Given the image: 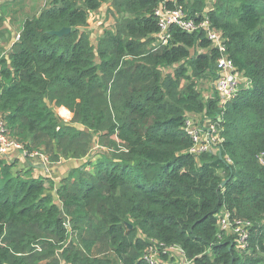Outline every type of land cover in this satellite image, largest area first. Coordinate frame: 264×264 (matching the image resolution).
Masks as SVG:
<instances>
[{"label":"trees","instance_id":"1","mask_svg":"<svg viewBox=\"0 0 264 264\" xmlns=\"http://www.w3.org/2000/svg\"><path fill=\"white\" fill-rule=\"evenodd\" d=\"M163 1L52 0L25 21L9 57L0 52L11 136L53 164L87 159L58 185L0 160V264H113L111 254L149 264L150 250L167 259L174 246L191 264H264V0H217L210 10L179 0L190 17L207 14L252 82L222 106L205 104L194 82L181 89L189 68L195 79L216 72L219 53L203 32L176 27L159 44ZM108 3L114 25L94 46L89 19ZM4 22L0 10V30ZM201 112L222 115L223 158L190 153L186 115ZM224 210L253 223L246 251L220 235Z\"/></svg>","mask_w":264,"mask_h":264},{"label":"built area","instance_id":"2","mask_svg":"<svg viewBox=\"0 0 264 264\" xmlns=\"http://www.w3.org/2000/svg\"><path fill=\"white\" fill-rule=\"evenodd\" d=\"M168 3L173 4L175 7L168 8ZM197 16L199 17V15ZM156 17L161 29L157 35L159 44L168 45L171 39V31L176 27L188 34L203 32L211 43V49H215L219 53V58L216 61V88L220 93H218L220 106L232 99L240 89L251 87V80L244 73L238 71L235 63L228 56L222 32L212 27L206 13H204L203 20L199 21L190 17L184 7L179 4V0H164L163 5L156 10ZM20 37L21 35L17 36V41ZM205 52L208 51L205 50ZM222 121V115L213 118L209 117L206 112L200 114L188 113L186 115L185 128L194 141V146L190 151L191 154L195 156L212 154L223 158L225 137L223 135L224 128L221 125ZM13 151L24 153L27 157L41 155L40 153L28 155L24 146L11 136L5 116L0 114V153L7 154ZM46 159L48 160V158ZM228 162L231 163L230 160ZM218 219L220 235L225 233L228 237H233L232 240L237 250L246 251L249 247L253 223L236 218L234 214L226 210L221 212ZM163 250H177L183 257L188 258L183 249L177 246ZM165 253L167 255V252ZM147 261L149 264H154L151 256L147 257Z\"/></svg>","mask_w":264,"mask_h":264},{"label":"rangeland","instance_id":"3","mask_svg":"<svg viewBox=\"0 0 264 264\" xmlns=\"http://www.w3.org/2000/svg\"><path fill=\"white\" fill-rule=\"evenodd\" d=\"M15 3H17L16 1H21V8L19 9V11L21 10L22 12H15L13 13V16L18 19H26L28 17H32L34 15L35 9L37 4H43L46 7H48V5L50 4V2L52 0H13ZM207 6L208 7H214V4L217 2V0H207ZM107 6H105V4L102 6V8L91 14V17L89 19V26L87 27V32L90 36L91 42L94 46L98 45V42L100 40V38H102L103 34L105 33V31L110 30L113 28L114 25V21L111 18H108L107 16V11L108 8L110 7V4L108 3ZM211 8V9H212ZM30 10V12H28ZM210 10V9H209ZM26 12V13H24ZM24 13V14H21ZM34 17V16H33ZM103 32V34H101ZM21 35V34H19ZM18 42V41H17ZM16 42V43H17ZM14 43L13 46L16 44ZM12 46V48H13ZM12 48L10 50V52H5L4 50H2L3 52H1V57H5L8 58L9 55L12 52ZM209 52V50H207ZM174 69H172V67L169 68H163L162 72L164 75L169 74L171 72H173ZM193 72L192 69L189 68V76H190V80H183L182 82V90H184L186 88V86L189 84H192L193 82L196 84V88L197 91L199 92L202 101L207 104L210 101L213 100H220L219 97V91L216 88V82H217V75L216 72L213 71V73H208L207 75L201 77L200 79H195L193 77ZM243 87V86H241ZM242 90V89H240ZM219 93V94H218ZM55 109V108H54ZM56 111V110H55ZM57 113V112H56ZM203 113V112H201ZM63 114H65V112H63ZM57 113L58 117L61 119V121L63 123H66L67 121L70 122L71 118L67 119V115H63ZM196 114H200V113H196ZM67 120V121H65ZM79 128H81L80 126H78ZM98 145V140L96 139L95 144ZM98 151H102L101 149H99L97 147L94 148V150L92 151V156L93 158L96 159V156L98 154ZM100 157V156H98ZM91 159L93 162L95 161L94 159ZM27 166L22 167V164L18 163L16 166V170L18 171H22L24 169H26ZM88 170H92V167L89 166ZM34 177H38V176H34ZM224 177H226V175L224 174ZM56 200V204L61 206L60 202L58 201V198L56 197V193L55 192H51ZM164 253L167 252V259H163L162 258V254L159 250H150V254L149 256H151V258H153V262L154 264H189L190 262L188 261V258L183 257L177 250L175 251H169V250H163ZM166 254V253H165ZM111 260L113 264H120V262L118 261V259L116 258V256L114 254H111L108 256Z\"/></svg>","mask_w":264,"mask_h":264},{"label":"crops","instance_id":"4","mask_svg":"<svg viewBox=\"0 0 264 264\" xmlns=\"http://www.w3.org/2000/svg\"><path fill=\"white\" fill-rule=\"evenodd\" d=\"M16 2L17 3H15L13 0H0V10L5 20L4 26L0 30L1 32L0 52H3L2 50H4L5 52H10L13 44L17 42V36L21 34L25 21L27 19L33 18V16L34 17L38 16L45 8L43 4L42 5L37 4L34 15L32 17L18 20L13 16V13L14 11L22 12L21 10L19 11L22 5H21V1H16ZM206 3H208L207 0ZM105 6L108 7L107 4H105ZM211 8L212 7L207 6V9H211ZM28 12H30V10ZM101 34H103V32ZM55 110L57 113L60 112V114H63V111L65 110L67 119L70 118L69 117L70 111L68 109L55 108ZM66 123H68V121ZM97 147L99 148L98 145H96L95 148L97 149ZM43 156L44 155L41 154L36 157H27L26 155H24V153H21L19 151H13L7 154L0 153V160H5L9 164L20 163L22 164V167L27 166V168H33L34 169L33 176H43V177L51 178L56 182L57 185L62 179L66 178L69 175L71 170L81 167L87 160V159L85 160L69 159V160H63L57 164H53L46 159L47 158L46 156L44 157Z\"/></svg>","mask_w":264,"mask_h":264},{"label":"water","instance_id":"5","mask_svg":"<svg viewBox=\"0 0 264 264\" xmlns=\"http://www.w3.org/2000/svg\"><path fill=\"white\" fill-rule=\"evenodd\" d=\"M71 32V28H64L60 31H53L51 35L57 36L59 38H63L64 36L68 35Z\"/></svg>","mask_w":264,"mask_h":264}]
</instances>
